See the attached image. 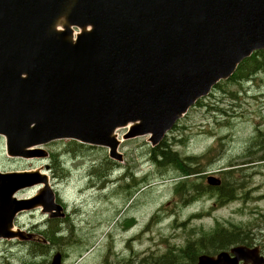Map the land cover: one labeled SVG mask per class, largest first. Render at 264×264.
Listing matches in <instances>:
<instances>
[{
    "label": "water",
    "instance_id": "95a60500",
    "mask_svg": "<svg viewBox=\"0 0 264 264\" xmlns=\"http://www.w3.org/2000/svg\"><path fill=\"white\" fill-rule=\"evenodd\" d=\"M260 49L264 0H0L6 153L44 156L33 146L74 139L106 147L120 161L116 129L127 128L124 139L147 135L157 145L199 98ZM206 181L220 184L214 175ZM33 186L35 195L17 199ZM35 208L64 216L47 173L0 171V238H22L14 218ZM231 252L236 260L264 263L256 248ZM225 255H200L195 264H221ZM48 264H61L60 253Z\"/></svg>",
    "mask_w": 264,
    "mask_h": 264
},
{
    "label": "rangeland",
    "instance_id": "374dc122",
    "mask_svg": "<svg viewBox=\"0 0 264 264\" xmlns=\"http://www.w3.org/2000/svg\"><path fill=\"white\" fill-rule=\"evenodd\" d=\"M258 127L264 129V71L248 81L218 83L168 131L163 139L173 150L197 158L199 165L190 169L200 172L189 176L153 163L148 136L124 139L125 127L116 129L120 161L106 147L69 139L33 146L44 156L9 157L0 135V171L48 165L56 199L70 213L45 222L39 210L19 212L14 229L23 237L0 238V264H48L56 251L62 264H138L139 252L140 264H184L179 260L185 261L186 247L197 243L190 245L197 251L215 227L264 236V170L239 164ZM210 174L240 179L237 195L218 204L216 196L196 193ZM179 181L187 188L177 194ZM36 190L22 189L16 197L27 199ZM59 230L62 237L55 235Z\"/></svg>",
    "mask_w": 264,
    "mask_h": 264
},
{
    "label": "trees",
    "instance_id": "16d2710c",
    "mask_svg": "<svg viewBox=\"0 0 264 264\" xmlns=\"http://www.w3.org/2000/svg\"><path fill=\"white\" fill-rule=\"evenodd\" d=\"M259 71H264V50H257L253 52L249 57L245 58L241 63H239L235 72L226 81L229 82L248 81L251 78V76L257 74ZM226 81H221L219 83H224ZM210 152L211 149L208 150L206 153H204V155H202V158L205 155L209 154ZM150 158L152 159L153 163L157 164V166L160 167L171 166L180 174L179 177H181V175L189 176V174H196L200 172L198 171V169H192V170L190 169L193 167L191 166V164H194V166L199 165L196 157L194 156L181 157L178 154V152L173 150L171 148V145L167 143V141H165L164 139L158 145L151 147ZM241 158H244V161L239 164L246 165L248 163H252L255 166H258L262 170H264V129L260 127L256 129V134L252 137L250 144L246 148V151ZM236 165L237 164H231V166H236ZM238 171L241 172L242 169ZM239 180L240 179L233 178L232 175H225L221 178L220 185L211 186L205 184V187H203L201 190H198L197 187H195V191L198 194H201L202 192V194L216 196V200L219 204L231 200L234 197V194L237 195L236 185L240 182ZM185 188H187V182L179 181L174 187V191L177 194H180ZM155 216L156 215H152L151 220H153ZM212 231H215L214 233L225 234V236L220 238L218 241H223V242L230 241L232 244L244 243V242L249 243L252 239V235L239 234L233 231H226L216 227ZM210 237L213 240H217L219 238L215 236H210ZM204 238L205 235L201 239V244ZM190 245H197V243L195 244L190 243L186 247L187 253H185V255L182 256L185 261L179 260V262L184 264L189 263L192 260H194V258L198 255V253L201 252L202 245H200V248H198L197 251L194 249L190 251ZM166 263L167 262H163L162 264H166Z\"/></svg>",
    "mask_w": 264,
    "mask_h": 264
},
{
    "label": "flooded vegetation",
    "instance_id": "af4514ba",
    "mask_svg": "<svg viewBox=\"0 0 264 264\" xmlns=\"http://www.w3.org/2000/svg\"><path fill=\"white\" fill-rule=\"evenodd\" d=\"M58 200H59L58 202H60L63 205L64 211H66L65 216L69 217L70 213L67 211L66 203L61 198H59ZM33 212L34 211H32L31 213H33ZM50 220H53V218L46 217L45 222H49ZM62 225H63V223H60V226H62ZM34 229H35V227H32V232L35 235L34 238H36L37 232H35ZM61 229H62V227H61ZM58 233H59V235H58L59 237L63 236L62 230H59ZM209 235L219 237V238L217 240H213ZM250 235H252V239L249 243L244 242V243L232 244L230 241H228V242L218 241L220 238L225 236L224 233H214V232L208 233L205 235V238L202 241V244H201L202 247H201L200 255H206L208 257L216 258L218 256V254H220L222 252H226L227 255L224 256V261L221 264H251L250 261L245 263L243 260H236L235 255L231 253V248L235 247L236 245H244V246H247L250 248L255 247L257 249L258 255L262 256V258L264 259V236L262 235L260 238L257 239L255 233H252ZM34 238H32V239H34ZM26 241H28V240H26ZM199 256L197 255L194 258V260H192L191 262H189L187 264H195L197 262V259ZM63 259L64 258H63V254H62V261H63ZM137 259H138V264H140V252L138 253ZM262 264H264V263H262Z\"/></svg>",
    "mask_w": 264,
    "mask_h": 264
}]
</instances>
